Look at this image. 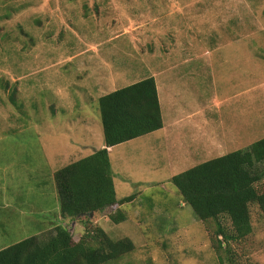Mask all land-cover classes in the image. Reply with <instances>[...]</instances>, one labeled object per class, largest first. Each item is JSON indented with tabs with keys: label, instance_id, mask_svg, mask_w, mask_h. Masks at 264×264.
Listing matches in <instances>:
<instances>
[{
	"label": "rangeland",
	"instance_id": "1",
	"mask_svg": "<svg viewBox=\"0 0 264 264\" xmlns=\"http://www.w3.org/2000/svg\"><path fill=\"white\" fill-rule=\"evenodd\" d=\"M241 25L246 32L238 34ZM241 35L253 42L247 56L224 55L229 52L219 41ZM216 43L207 53L205 48ZM192 56L191 63L174 69ZM157 70L158 82L168 90L162 94L165 122L179 114L182 97L186 107L198 109L210 103L217 109L218 97L223 117H237L226 131L245 136L231 140L227 153L263 138L264 0H0V248L26 235L45 237L58 222L54 172L80 152L60 153L85 138L84 130L65 128L67 118L90 116V145H103L99 97L156 78ZM95 73H104L103 81H96ZM52 91L62 97L54 101ZM52 104L84 108L52 112ZM48 131L57 132L52 143ZM166 139L151 132L115 148L123 158H113L116 196L135 195L121 206L126 220H112L114 207L75 224L68 220L74 241L95 226L113 239L131 238L134 250L110 264H220L219 255L227 257L218 247L215 221L199 220L171 181L174 174L226 152L202 154L199 144L177 147L182 163L172 165ZM80 151V158L90 155ZM9 162L13 165L4 168ZM6 182L21 183L8 193ZM251 214L253 231L231 241L229 255L239 264H264V219L256 205Z\"/></svg>",
	"mask_w": 264,
	"mask_h": 264
},
{
	"label": "trees",
	"instance_id": "2",
	"mask_svg": "<svg viewBox=\"0 0 264 264\" xmlns=\"http://www.w3.org/2000/svg\"><path fill=\"white\" fill-rule=\"evenodd\" d=\"M98 102L104 147L54 173L62 221L89 220L107 207L117 211L111 215L114 222L126 220L121 206L135 195L117 198L109 148L164 125L152 76L108 92ZM171 181L199 220L215 221L218 247L227 253L219 255V263L239 264L229 255L230 242L253 231V205L264 219V137L176 173ZM134 248L131 238L113 239L101 226L74 241L70 228L59 223L45 237L33 235L0 249V264H110Z\"/></svg>",
	"mask_w": 264,
	"mask_h": 264
},
{
	"label": "crops",
	"instance_id": "3",
	"mask_svg": "<svg viewBox=\"0 0 264 264\" xmlns=\"http://www.w3.org/2000/svg\"><path fill=\"white\" fill-rule=\"evenodd\" d=\"M236 32L238 34L239 33L242 34V33L246 32L245 26L241 25V27H239V29L236 30ZM241 37H242L241 39H238V37H237L236 40L234 39L231 41H228V40H221V42L219 41V43H222L221 48L222 49L226 48L227 51L229 52V54L223 52L224 55H226L227 57L229 55L236 56V57L241 56L240 58L247 56L245 51H247V49L250 48L249 45H252L253 42H245L244 36L241 35ZM217 45H218V43H216L214 45L211 44L210 47L209 46L206 47L205 49L207 50V53L212 52L211 50L213 48H217ZM93 47H95V46H91L90 48H93ZM206 55H208V54H206ZM193 59H194L193 56L187 57L185 59H181V61H179L180 64L178 62H176L173 65L174 69L176 70V68H178V65L179 66L183 65L181 63H184V64L191 63V61ZM160 73H161L160 70L156 71L155 80H156L161 110H163L164 103L162 102V94L166 95L165 92H168V90H166L165 86H163V82H162V84H160L158 82L157 78L161 75ZM176 73H177V71H176ZM189 73L193 74L191 72H189ZM103 75H104V73H103ZM103 75H101V73H98V74L95 73L96 81L97 80L103 81V79H104ZM109 75L111 76V79H113L112 78L113 73L109 74ZM49 94H51L53 96L54 101H58L59 97H62V96H60V94H58V93L55 94L54 92L49 93ZM243 94L248 95L249 90L243 92L241 95H243ZM177 95L179 96V99H180V97L183 96L180 92H177V87H176L174 89V96L177 97ZM227 99H229V97H224V101H227ZM181 100H182V108L180 107V100H178V102H177L179 105V109L177 112L181 115H179V114L174 115V117L171 120H169L168 122H165L163 119V123H164L163 127L161 129H158V130L152 132V133H160V136L164 135L168 138L166 140L169 141L171 146H172V152L169 151V155H170L169 161H170V163H172V165H179L180 163H182L181 162L182 158H180V157L182 156L183 153L176 150L177 147H179V150L181 147H187L186 149H189V147L192 146L191 148H194V147H196L197 144H199L200 145L199 148L202 147V149L198 150L199 153L206 154V155H212L215 152H226L227 153V151H225L226 149H224V147H228L227 145L231 143V140H233L234 142L235 141L238 142L239 140L244 139L245 136H241V135L239 136V134L236 132H234V134H233V133L226 131L228 129L233 128V125H234L237 117H234V116H232V117L226 116V118L223 117L222 102L218 99V97H216L214 99V101L216 103L215 106H218L217 109H213V107H214L213 103H210L208 106H204V108H202V107H200L199 109L196 107L189 108V107H186L187 101L184 100L183 97L181 98ZM69 105L70 104H67V105L64 104V106H63V104H61V105L57 106L55 104H52L49 108L52 109V112L61 111L62 113L69 112V111H80L81 109L84 108V106L72 107ZM172 105H173V101H172ZM173 106L175 109V105H173ZM176 110H177V108H176ZM182 115L183 116L187 115V117H188L187 122H183L184 117H182ZM243 120H244V123H243V126H244L247 124L248 120L246 118H244ZM229 121H231V122H229ZM92 123H93L92 118L90 116L84 115V114H79V115L73 116L71 118L68 117L67 123H66L67 125L65 126V128L66 129L67 128H70V129L74 128V129L84 130L85 131V138L83 139V141H79V144L76 146L69 145L70 147H68V149L66 147H63V151L60 154L63 153L64 155H69V153H70V155H71V154L80 152V154L78 156H82V152L80 150H84L86 152H90V155H91L92 153H94L95 150H98V149L104 147V143H103V145H101V146L98 145L96 147L90 145L91 140L94 139L93 138L94 136L93 137L91 136L93 134ZM236 128H238V124L234 127V129H236ZM221 130H223V131H221ZM91 132H92V134L89 135V133H91ZM253 132L254 131L251 130V131H249V134H247V135H249L251 138L253 135ZM55 134H57V132L52 133V132L48 131V139L50 140L49 143H52V139L55 137ZM141 137H143V136H141ZM141 137H138L136 139H139ZM0 140H2V139L0 138ZM134 140L135 139L130 140V141H134ZM127 142H129V141H127ZM117 146L118 145L109 148L111 168H112V172H113V179H114L116 191H117V186L115 183V173H114L115 170H114L113 158L123 159L121 157V155H119L118 152L115 151V148ZM222 150H224V151H222ZM198 152H194V154H197ZM51 153L54 156V153L52 151H51ZM191 153H193V151H190V154ZM78 156L76 157L75 161L84 158V157L80 158ZM183 156L186 157L185 159H187V157H188V155H183ZM72 162H74V161H71L70 163H72ZM70 163H68V164H70ZM12 165H13L12 162L6 163L4 168H6V166L11 167ZM17 168L19 170V167H17ZM28 168H31V167H28ZM23 170H26V168L23 167ZM18 174H20V170H19ZM19 179H20V177L18 178V180ZM21 179L23 181L24 178H21ZM21 182H19L17 184L18 186L15 183H13L12 185H7V182H6L7 189H8L7 192L8 193L16 192ZM8 207H10V206H8ZM36 208H37V206H36ZM62 220L63 219H62L61 214L59 212L58 222L56 223V225L59 223L66 225L68 220H66V221H62ZM77 223H78V221H77ZM56 225H54V226H56ZM54 226H53V228H54ZM30 236H33V234L29 235L28 237H30ZM25 238H27V235L24 237V239ZM2 248H4V247H2ZM2 248H0V249H2Z\"/></svg>",
	"mask_w": 264,
	"mask_h": 264
},
{
	"label": "water",
	"instance_id": "4",
	"mask_svg": "<svg viewBox=\"0 0 264 264\" xmlns=\"http://www.w3.org/2000/svg\"><path fill=\"white\" fill-rule=\"evenodd\" d=\"M92 214H93V213H92ZM73 224H75V221L73 222ZM73 224H72V225H73ZM70 230L72 231V229H71V228H70Z\"/></svg>",
	"mask_w": 264,
	"mask_h": 264
}]
</instances>
